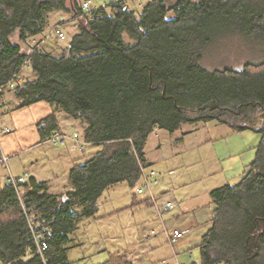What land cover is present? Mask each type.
<instances>
[{
  "label": "trees",
  "instance_id": "1",
  "mask_svg": "<svg viewBox=\"0 0 264 264\" xmlns=\"http://www.w3.org/2000/svg\"><path fill=\"white\" fill-rule=\"evenodd\" d=\"M83 1L0 0V86L29 60L35 78L14 88L19 107L55 105L85 121L88 143L102 145L73 164L75 189L65 201L34 176L24 184L32 204L54 217L47 263L65 262L67 229L80 216L96 214L106 189L127 181L139 194L148 165L144 150L155 129L174 133L185 122L215 120L237 132L253 130L260 141L238 182L211 190L213 225L192 264H264V61L241 69L203 63L221 35L264 42V0H149L140 11L116 0L95 11L99 18L79 17ZM54 10L78 17L79 31L60 55L39 47L24 52L14 35L26 41L42 34ZM125 33L136 40L126 41ZM39 124L58 128L56 113ZM76 203L82 209H74ZM26 220L16 190L6 183L0 190L1 264H44ZM103 264L137 263L114 253Z\"/></svg>",
  "mask_w": 264,
  "mask_h": 264
},
{
  "label": "rangeland",
  "instance_id": "2",
  "mask_svg": "<svg viewBox=\"0 0 264 264\" xmlns=\"http://www.w3.org/2000/svg\"><path fill=\"white\" fill-rule=\"evenodd\" d=\"M113 1L116 0H93L92 3L94 6L100 7L106 6ZM126 1L130 9L139 11V9L149 0ZM174 1L175 0H168L169 3H173ZM60 23H62V25ZM58 24L61 25L65 32V35L62 38L57 37L55 34L56 26ZM77 31L78 20L75 19L73 15L54 10L48 14V22L42 35L38 36L36 41L31 38L29 46L32 48L40 46L39 48L42 49L53 47L55 49L53 51H60V49L70 42L72 35ZM124 35L126 41L134 42L136 40L127 33ZM13 39L17 40L18 34H15ZM261 61H264V42L257 40L255 36L250 38H240L238 34L233 33L225 36L221 35L218 41L205 51L203 57L204 65L212 69L224 67L241 69L247 63ZM22 76H24V73H22ZM12 90L13 89L6 88L4 89V92L6 91L8 93ZM7 97L10 99V94H8ZM52 111L54 110L50 103L39 101L29 105L20 113L18 112L19 119L22 122L21 124L15 125L14 122L11 121L10 115L5 119V123L14 128V130L9 133L1 132L0 144L4 152L9 156V165L11 166L14 175L24 174L23 168L33 162L36 164V170L39 171L40 175L43 177L62 174L64 171L68 170L69 164L67 163L66 157L60 158L61 150L57 147L51 146L50 143L38 144L40 135L34 131L36 127L35 121L46 117ZM188 123L189 122L182 124V127L186 124V127H192V129L195 128V126ZM197 123L196 126H199L198 130L186 135L182 144L177 143L175 139L182 135L185 127L182 129L180 128L173 134L167 132L165 129H161L159 132L154 131L147 140L145 147L147 156L148 158L156 159L155 163L149 166V168H153L159 173V185L162 179H167L173 184L174 182H177L178 186H174L176 193H180L185 186L192 190V186L195 185H198L200 188L203 184L206 185L209 183L212 185L213 182H209L212 180L209 178V172L213 169L220 171L223 166L229 167L232 165V169L227 171L228 175H230V183L238 182L243 173V166L241 164L244 163L241 162H247L252 154L253 157L251 158L253 159L251 160H254L256 156L255 148L253 153L251 150L248 149L247 151L245 149L250 148V143L252 146H257L260 141L257 132L247 130L238 133L229 126L225 124L217 125L214 121ZM15 126H17V129ZM78 131L81 132L79 129ZM248 136L247 143L249 145L246 144V142L244 145L241 141ZM214 141L217 142L216 147L213 144ZM94 148V145H87L86 151L80 152L76 150L75 152H72V154L78 155L79 153H85L86 155H89ZM217 155L219 156L217 157ZM232 156L234 157L232 158ZM219 157L224 158L222 159ZM234 158L237 159L233 161ZM1 164L2 163L0 162V181L5 180L6 182L8 170L5 165L3 166ZM157 185L152 188L153 192H155L156 188L159 186ZM113 189L118 192L117 195L120 199L116 204L121 207L128 203V200L131 197L133 202H135L138 200L139 196H147L149 194L148 192L136 194L132 191L130 186L128 187L127 182H122L113 188H109L106 195H108ZM122 203L124 204L122 205ZM158 204L162 203L158 202ZM146 206L148 207V205ZM148 208L145 207V209H148L154 217H157L155 207ZM125 214L128 215L126 211ZM118 217L116 218L118 219ZM95 226L97 227H93L89 231L90 246L86 245L84 248L76 246V248H73L70 252V258L72 259L71 264H100V262L104 260V255L98 253L93 244L99 238L102 240V235L106 234L108 230L106 224L102 226L101 224H96ZM155 226H157V223ZM157 230L159 231L160 228ZM95 236H98L99 238L94 239Z\"/></svg>",
  "mask_w": 264,
  "mask_h": 264
},
{
  "label": "crops",
  "instance_id": "3",
  "mask_svg": "<svg viewBox=\"0 0 264 264\" xmlns=\"http://www.w3.org/2000/svg\"><path fill=\"white\" fill-rule=\"evenodd\" d=\"M140 10L141 8L139 9V11ZM41 35L42 34L37 35L35 37L30 36L26 41L20 40L18 35V39H14V41L21 46L24 52L29 54L32 52L33 48L40 47H30L29 45L31 38L32 40L36 41L37 37ZM68 44L65 47H67ZM65 47L60 49V51H53L55 50L53 47L47 49L45 48L46 50H43L49 51L55 55H60ZM22 73H24V76H22ZM25 78H35V74L31 70L30 66H27L22 69L20 73V83H22ZM8 94H10V99H8L7 97ZM20 102L21 99L15 94L14 89L8 93L6 91L3 92L2 96L0 97V133L7 132L8 129L10 130L9 132H13L14 128L5 123V119L8 118L9 115L11 121L14 122L15 125H19L22 123L19 119L18 114L28 106L19 107ZM51 106L53 107L54 111L49 113L47 116L51 115L53 112L56 113L58 123V128L56 129L64 131L68 134L78 131V129L81 132L83 131V128L86 125L84 120L76 119L70 116L63 109H57L55 105L51 104ZM44 118L45 117H43L42 119ZM42 119H38L35 121L36 127L34 131L37 132L38 135H40V140L38 141V144L48 143L45 142V140L50 135L52 130L55 129L54 128L48 131L47 128L40 126L39 123ZM214 122H216L217 125L224 124L215 120ZM188 124L195 126V128L192 129V127H186V124L183 125V127L185 128L183 129L182 135L180 137H176L175 139L177 143L182 144L186 135L194 133L195 130H198L199 128V126H196V124L198 123ZM15 127L17 129V126ZM183 127L182 125L180 126L181 129ZM160 130L161 129L159 128L155 129V131L158 132ZM248 138L249 136L246 137V139H242L241 142H243L244 145L245 142L246 144H248ZM216 143V141H214L213 143L215 147ZM50 144L51 146L57 147L61 150L60 158L66 157L67 163L69 164L68 170L64 171V173L62 174H54L49 177H43L40 175V172L36 170V164L33 162L29 163L28 166L23 168L24 173L28 172L29 178L31 176H34L38 181L47 182V191L53 195L58 196L62 201H65L69 196V193L75 189L69 176L73 164L85 161L96 151L100 150L102 148V145L88 143V146L94 145L95 147L89 155H86L85 153L73 155L72 152H75L76 150L72 151L70 147L57 146L52 143ZM249 147L250 148H247L245 150L248 151L249 149L253 153L254 148L256 149V146H252L251 143ZM0 150V157L2 154L8 155L6 152H4L1 144ZM218 156L219 155H217V157ZM234 156L237 157L236 155ZM234 156H232V158ZM145 157L146 161H148L147 163L149 166L155 163L156 159L148 158L146 151ZM251 157H253V154ZM251 157L247 160V162H241L244 163L241 164L243 166H241L243 168V171L246 165L253 161L251 160L253 159ZM219 158L223 159L224 157ZM235 159L237 158H234L233 161ZM8 167H10L11 169L10 165ZM231 167L232 165L229 167L223 166L221 167L220 171L217 169L211 170L209 172V178H211L212 180L209 182H213L212 185L209 183L206 185L203 184L201 188L198 185H195L192 186V190H190L191 188H187L185 186L182 188V191H180V193H176V190L174 189V186H178L177 182H174L173 184L167 179H162L160 185H157L158 187L156 188L155 192H153L152 189L151 192H148L149 194L147 196H139L138 200L135 202H133V199L131 197L129 198L128 203H126L123 207L116 204L120 198L117 195L118 192L115 189H113L108 193V195H106V192L109 188H113L119 183L110 186L104 191V193L100 197V205L98 206V211L96 212V214L89 217L85 215L80 216L79 218L75 219L73 224L70 225L67 229L66 233L68 240L66 243H64L65 262L63 264H71L72 259L70 258V252L73 250V248H76V246L79 248H84L86 247V245L90 246L89 231L91 228L97 227L95 226L96 224H101V226L106 224V228L108 230L106 234L102 235V240L98 236L94 237V239H99L94 242L93 246L96 248L98 253L104 255V260H102L100 264H103L114 253H127L137 264H192L193 262L198 261L199 245L202 242L203 236L207 233L210 228H212L211 226L213 225V213L215 205L211 197V190L223 184L230 183V175H228L227 171L231 170ZM217 177L221 178L218 179ZM5 184V180L0 181V190ZM129 186L130 185L128 184V187ZM153 199L157 203L161 202L162 204H165L166 202L170 201L174 204V207L166 211L163 216H159L156 211L158 218L156 216L154 217L153 214L148 211V209H150L148 207H155V202H153ZM123 204L124 203H122V205ZM146 205H148V207ZM145 207L148 209H145ZM74 209L80 210L82 209V206L79 203H76ZM125 211L128 215L125 214ZM116 217H118V219ZM156 223L157 226H155ZM158 228H160L159 231L157 230ZM174 229H181L184 232V235L180 238H177L175 242H171L170 235L171 231H173Z\"/></svg>",
  "mask_w": 264,
  "mask_h": 264
},
{
  "label": "built area",
  "instance_id": "4",
  "mask_svg": "<svg viewBox=\"0 0 264 264\" xmlns=\"http://www.w3.org/2000/svg\"><path fill=\"white\" fill-rule=\"evenodd\" d=\"M93 0H84L82 3L83 13L79 17H89V18H99L101 17L100 13H95V11L99 8L93 5ZM76 17L75 19H77ZM62 25V23H60ZM58 24L56 26L55 34L57 37L62 38L65 35L64 30L61 25ZM25 65L29 67V60L24 62ZM20 79V74L17 76ZM21 80V79H20ZM16 84L14 80L10 81L9 86L14 87ZM1 130V129H0ZM10 130L8 129L7 132ZM83 134L81 132L75 131L71 134H68L59 129H54L50 133V135L46 138L45 142L52 143L57 146L62 147H70L73 150L85 151L88 142L85 140ZM9 156L6 154H2L0 157V162L7 167L8 175L6 176V183L10 184L17 192L20 205L22 207V211L24 216L26 217V221L28 222L30 231L33 235L34 242L36 244L37 253L42 257L44 264L47 263V259L45 256V250L48 248V240L52 235V229L50 223L54 218H49L45 216L44 212L40 211L35 205L30 201L25 189L24 184L29 180L28 172H25L21 175H14L10 167H8ZM159 183V173L153 169L149 168V165L142 167V176L140 178V182L136 187V191L139 194H143L145 192H151L152 188ZM155 202V210L159 214V216H163V214L174 207V204L170 201L165 204H158ZM184 235V232L181 229H174L171 231L170 241L175 242L177 238H180Z\"/></svg>",
  "mask_w": 264,
  "mask_h": 264
},
{
  "label": "bare ground",
  "instance_id": "5",
  "mask_svg": "<svg viewBox=\"0 0 264 264\" xmlns=\"http://www.w3.org/2000/svg\"><path fill=\"white\" fill-rule=\"evenodd\" d=\"M28 65H25V64H23L22 65V69L23 68H25V67H27ZM18 75H14L9 81H8V83L6 84V85H2V86H0V91H2V90H4V89H6V88H8V89H14V88H16L18 85H19V83L21 82V80L20 79H18V77H17ZM12 80H14V82H15V86L14 87H10L9 86V84H10V81H12Z\"/></svg>",
  "mask_w": 264,
  "mask_h": 264
}]
</instances>
